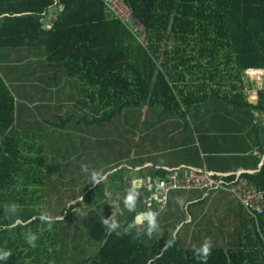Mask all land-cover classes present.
<instances>
[{
  "label": "trees",
  "instance_id": "obj_1",
  "mask_svg": "<svg viewBox=\"0 0 264 264\" xmlns=\"http://www.w3.org/2000/svg\"><path fill=\"white\" fill-rule=\"evenodd\" d=\"M59 3L60 12L55 0H0L3 74L12 64L5 59L11 52H35L54 77L81 87V103L89 111L76 122L84 126L69 128V118L60 116L48 123L47 133L27 125L20 134L19 102L0 71V247L12 252L5 264H200L178 235L158 242L157 231L149 237L136 226V207L128 211L123 201L117 207L109 201L108 193L127 192L125 171L94 186L89 174L70 173L68 162L74 164L88 135H97L85 151L112 153L104 175L125 158L159 152L157 138L168 141L177 129L186 130L180 144L186 148L198 141L199 161L202 153L224 161L228 158L212 156L244 154L229 158L243 159L246 169L257 171L242 177L264 191V169H259L264 124L254 123L255 113L264 115L263 76L258 84L246 75L249 69L264 70V0H127L137 30L114 19L102 0ZM51 12L57 18L48 29L44 20ZM253 91L255 103L249 101ZM126 134L133 136L134 149L124 145ZM158 173L167 178L166 171ZM78 183L83 186L76 203L63 205L66 189L75 193ZM234 200L248 219L249 235L238 243L234 236L229 248L213 247L207 264H264V213L253 216ZM168 205L159 202L156 213L164 215ZM56 208L63 219L51 216ZM87 211L88 243L77 228L68 230ZM41 213L51 221H41ZM107 217L119 223L117 230L103 225ZM28 232L37 235L35 246L26 243Z\"/></svg>",
  "mask_w": 264,
  "mask_h": 264
},
{
  "label": "crops",
  "instance_id": "obj_2",
  "mask_svg": "<svg viewBox=\"0 0 264 264\" xmlns=\"http://www.w3.org/2000/svg\"><path fill=\"white\" fill-rule=\"evenodd\" d=\"M37 56L40 55L35 52L13 51L10 53V58H5L6 61H12V64H9L10 66L3 70L4 74L0 70L7 84L14 90V96L19 102V122L27 120V123L22 126L18 122L17 129L19 133H25L26 129H22L27 125H30L34 132L41 128L40 133H47L48 123L60 116L69 118V128L79 125L84 126L83 122L81 124L76 123L81 118L86 117V112H89L85 103H81V96L79 95L81 87L76 89L75 86L70 85L71 81L63 76H61L62 79L58 80L57 77H54L55 74L51 68L43 64L40 60L42 58ZM72 96L77 99L72 101L69 99ZM23 103H27V105L23 106ZM109 128L116 130L114 125L109 126ZM176 131L168 135V141L167 139L157 138L159 152H153L141 158L136 156L125 158L118 169L103 175L105 180L112 173L119 170L125 171L124 174L129 179L127 182L130 184L127 191L131 187L132 181L136 182L137 198L135 207L138 212L135 215V223L143 231H147L148 226L144 213L158 211V204L161 199L160 190L164 179L159 175V170L166 171V176L172 169L181 167L184 170L185 168H206L217 174L235 176L257 172L246 169L245 165H248V163L243 159L229 158L243 157L244 154H212L214 158L227 157L228 160L224 161L221 159H208L209 156L202 153L199 161L195 152V146L199 147L198 141L196 144H189L188 147L184 148L180 143L189 134L186 130L177 129ZM96 132L99 131L96 130ZM95 137L97 135H93V137L88 135L83 145L78 148L77 158H72L74 164L71 161L68 162L70 173L75 175L85 174L86 172L82 171L84 166L88 167L89 172L104 173L106 169L104 163L112 157V153L109 150H101V148L99 151L96 149L85 151L87 145L91 141H95ZM113 138L117 139L115 135ZM124 142L126 147L135 148L132 135L126 134ZM176 142H178V147L172 149V144L175 146ZM145 145L146 149L152 148L151 137L147 138ZM253 155L256 156V154ZM185 173V171L182 172V175L184 176ZM81 186L83 184L78 183L75 189L80 190ZM126 193L122 192L116 195L108 193L109 201H117L115 203L117 207L124 200ZM180 200L183 201L182 204L179 202ZM167 201H169L168 206H170V209L164 215L160 213L156 216L159 228L153 239L158 242L171 235H178L187 248L199 247L207 239H211L213 247L226 246V248H229L234 236H237L235 242L238 243L239 240L242 242L247 239L249 235L250 225L246 222L248 219H246L240 205L228 191L220 190L209 193L203 190H172L168 193ZM240 232L243 234L240 235Z\"/></svg>",
  "mask_w": 264,
  "mask_h": 264
},
{
  "label": "built area",
  "instance_id": "obj_3",
  "mask_svg": "<svg viewBox=\"0 0 264 264\" xmlns=\"http://www.w3.org/2000/svg\"><path fill=\"white\" fill-rule=\"evenodd\" d=\"M59 1L55 0L58 12L64 10V5L60 4ZM102 2L114 19H118L137 30V21L128 7L127 0H102ZM47 18L44 20V23L50 29L53 26V21L57 18V13L51 12ZM246 75L251 80H261V77L264 76V70L249 69ZM254 119L255 124H259L260 122L264 124L263 114L255 113ZM254 154L260 155L257 150L254 151ZM261 156V168L264 169V154H261ZM184 171L186 173L183 176L182 172ZM228 176L230 175L217 174L206 168H185L184 170L181 167L172 169L167 178L162 182L160 190L161 199L159 202L163 206L166 205L168 193L172 190H203L209 193L224 190L230 192L232 197L239 200L245 207V210L251 215L263 214L264 191L257 189L253 183L242 177V174L236 175L232 180H228Z\"/></svg>",
  "mask_w": 264,
  "mask_h": 264
},
{
  "label": "clouds",
  "instance_id": "obj_4",
  "mask_svg": "<svg viewBox=\"0 0 264 264\" xmlns=\"http://www.w3.org/2000/svg\"><path fill=\"white\" fill-rule=\"evenodd\" d=\"M82 171L89 173V182L92 183H101L104 180V176L97 172V171H91L89 172V169L87 166H84L82 168ZM137 198V185L135 181H132L131 187L127 191V193L124 196L123 204L125 208L128 211H132L135 208ZM179 200V198H178ZM181 204L183 203L182 200L179 201ZM12 212H15V206H11L10 209ZM147 219V231L146 234L151 237L153 232L158 231V223H157V213L154 211H147L144 213ZM39 219L43 222H49L51 221V217L47 213H41L39 216ZM19 220H16L11 226L15 227V224L18 223ZM103 225H105L109 230H117L119 228V223L111 217H107L102 221ZM51 227V224L49 223V228ZM129 227H132V225H129ZM38 239L37 235L28 232L25 235L26 243L35 246V241ZM171 241H169L168 246H171ZM213 251V242L211 239L205 240L199 247L193 248V254L196 257V259L200 262V264H207L208 258L211 255ZM12 256V252L10 249H6L3 247H0V264H5L6 261L9 260V258ZM148 264H151V261L148 262Z\"/></svg>",
  "mask_w": 264,
  "mask_h": 264
},
{
  "label": "rangeland",
  "instance_id": "obj_5",
  "mask_svg": "<svg viewBox=\"0 0 264 264\" xmlns=\"http://www.w3.org/2000/svg\"><path fill=\"white\" fill-rule=\"evenodd\" d=\"M257 77V76H256ZM261 80H257L258 84H260ZM262 83H264V76L262 77ZM257 92L253 91L250 96H249V101L251 102H255L257 101ZM66 194L63 200V205H66L68 203H70L69 205H73L74 203H76V201H74V196H76L77 191H79L78 189H76V192L74 193L73 189H66ZM62 198V197H61ZM73 200V201H72ZM49 201H55V199H50ZM88 211L85 213L84 216H82L76 223H74L72 228H69L68 230L70 232H73V230L75 228L78 229V231L80 232V237L83 239V241H85L86 243H88L90 240L88 238V233H87V224H88V220L89 217H87L86 215H88ZM51 216L54 218V216H59L58 218L63 219L64 216L62 215V211L60 208H56L55 210L50 211ZM59 245L57 244L56 247H58ZM87 249L89 250L90 247H87ZM50 251H53L50 250ZM89 253V252H88Z\"/></svg>",
  "mask_w": 264,
  "mask_h": 264
},
{
  "label": "water",
  "instance_id": "obj_6",
  "mask_svg": "<svg viewBox=\"0 0 264 264\" xmlns=\"http://www.w3.org/2000/svg\"><path fill=\"white\" fill-rule=\"evenodd\" d=\"M259 169H261V164H260V167H259Z\"/></svg>",
  "mask_w": 264,
  "mask_h": 264
}]
</instances>
